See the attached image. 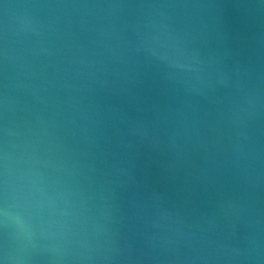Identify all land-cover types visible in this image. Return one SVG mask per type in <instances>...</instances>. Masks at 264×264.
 <instances>
[{"label":"water","instance_id":"95a60500","mask_svg":"<svg viewBox=\"0 0 264 264\" xmlns=\"http://www.w3.org/2000/svg\"><path fill=\"white\" fill-rule=\"evenodd\" d=\"M0 264H264V0H0Z\"/></svg>","mask_w":264,"mask_h":264}]
</instances>
